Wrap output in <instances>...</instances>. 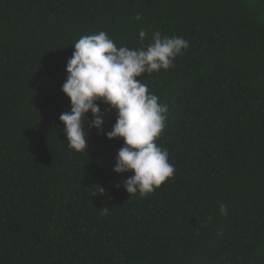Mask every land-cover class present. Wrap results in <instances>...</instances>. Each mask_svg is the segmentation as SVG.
Returning a JSON list of instances; mask_svg holds the SVG:
<instances>
[{"label": "trees", "instance_id": "1", "mask_svg": "<svg viewBox=\"0 0 264 264\" xmlns=\"http://www.w3.org/2000/svg\"><path fill=\"white\" fill-rule=\"evenodd\" d=\"M100 31L189 42L138 77L167 105L155 142L175 165L146 196L114 171L122 137L89 128L78 152L59 120L73 44ZM0 264H264V0H0Z\"/></svg>", "mask_w": 264, "mask_h": 264}, {"label": "clouds", "instance_id": "2", "mask_svg": "<svg viewBox=\"0 0 264 264\" xmlns=\"http://www.w3.org/2000/svg\"><path fill=\"white\" fill-rule=\"evenodd\" d=\"M147 35L141 29L139 39L144 41ZM73 46L66 64L68 75L62 85L71 108L59 116L67 146L78 152L87 151L86 137L92 127L109 139L122 137L124 145L115 157L114 171L133 173L124 179L123 187L131 196L137 192L140 196L154 192L175 170V165L169 162L168 150L155 142L165 128L168 108L158 103L159 97L138 77L171 68L189 42L182 36H162L156 31L145 47H117L107 33L100 31L81 36ZM101 100L110 105L105 111H116V122L106 133L105 111L98 103ZM89 111L91 120L87 118ZM104 192L100 186L96 193ZM109 212L110 208L105 206L101 215L107 216ZM220 212L226 215L227 206L221 204Z\"/></svg>", "mask_w": 264, "mask_h": 264}]
</instances>
